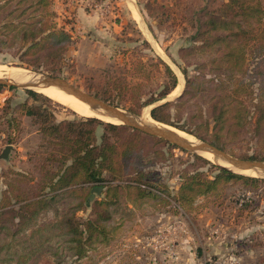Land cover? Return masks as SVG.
Instances as JSON below:
<instances>
[{
    "label": "rangeland",
    "instance_id": "rangeland-1",
    "mask_svg": "<svg viewBox=\"0 0 264 264\" xmlns=\"http://www.w3.org/2000/svg\"><path fill=\"white\" fill-rule=\"evenodd\" d=\"M125 1L52 0L53 23L57 28L68 31L73 38L63 61L55 62L52 66L48 64L40 67L27 66L18 59L24 50L20 49L19 52L17 46L4 43L0 44V65L27 70L35 75L63 79L80 91L136 117L139 122L142 119L147 122L154 121L162 128L187 135L196 143L207 142L213 146L216 143L219 149L235 158L249 156L264 158V152L260 153L257 149V138L253 137L250 127L245 128L240 135H234L233 132L229 134L221 132V136L215 134L217 130L210 117V106L216 102L220 94L215 90L214 84L220 83V79L227 83L225 69L229 64L223 53H230L232 48L227 44L228 40H224L225 43L221 45L212 42L213 36L218 34L225 36L227 33L210 31L208 34L206 33L208 28L205 35L199 36L198 33L201 23L207 20L205 14L213 10L221 12L220 20L234 21V25L232 23L226 30L228 32L238 30L234 46L236 50L243 52L246 59L244 66L249 68L243 82L249 85L251 91L257 92L260 88L263 91L264 0H232L237 3H232L231 8L224 6L229 0H136L140 7L141 19L137 15L135 19L131 17L130 11L125 8ZM6 2L10 3L0 8V26L6 21V16L13 11L8 20H13L17 24L15 17L20 15L17 9L28 6V3L18 6L17 0H0V5ZM259 6L261 13L258 8H254ZM77 8L87 16L93 14L91 17H94L97 14L99 24L107 26L108 30L104 28V32L94 33V36L95 27L98 26L94 23L95 25H86L84 32L80 31L75 16ZM237 24H242V28H238ZM90 30L93 31L89 32ZM6 34L9 32L0 27V36L4 37ZM229 63L231 64V61ZM167 67L177 76L176 88L166 98L140 110L138 105L157 97L163 84L170 82ZM188 81L192 82L191 86L188 85ZM29 92L47 99L45 101L40 98L37 104L46 107L57 121L92 119L80 116L63 104L32 90L2 86L0 99L11 98L15 102L29 101L30 104H35ZM262 98L254 94L240 96L239 100L245 103L244 106L250 116H256L255 105ZM165 103L175 104L169 112L173 126L157 122L151 117L152 109ZM16 108L17 106L12 110L20 130L13 132L15 142L11 145L9 158L0 160V196L6 188V182L14 178V172H28L39 177L34 167L41 166L43 158L47 155L45 148L42 147L37 127L33 121L15 112ZM94 119L103 124L111 123ZM117 125L128 127L123 124ZM6 130L4 122H0V151L7 146ZM107 132L109 142L112 144L116 143L120 147L125 141L126 132L122 130ZM151 138L132 149L134 160H130L129 163L123 158L117 161L122 171L118 179H112L111 173L106 171L103 172L104 178L108 179L111 185L117 186L135 178L136 170H142L145 175L143 182L156 184L164 194L170 193L180 197L179 189L184 174H200L203 178L212 180L221 173L219 168H222L218 163L198 152L180 148L158 137ZM119 150V154H123V148ZM229 172L264 181V175L251 177ZM224 180H220L215 186L214 193H219L218 196L197 197L192 205L193 209L186 212L179 209V205L166 204L164 198L155 201L151 199V202L148 201L142 206H134L135 216L124 223L125 228L116 235V239L110 245L100 247L81 259L67 257L62 262L61 257L42 252L36 261L29 260L26 263L153 264V260L146 257V252L153 251L154 232L159 227L165 229L177 225L183 227L180 230L181 235L189 237V241H192L196 248L203 245L207 248L217 246L227 250L219 258H217L219 255L212 257L213 262L222 258L237 259L243 252H248L249 254L243 257V264H262L264 201H261V196L264 195V182L254 187L250 183L245 186L241 180ZM118 193H123L129 198L137 192L124 187L121 191L118 190ZM101 197L102 194L95 199ZM77 200L72 199L76 202ZM90 209L88 207L86 211L79 212L78 218L88 217ZM52 220L55 218L50 212L46 217L36 219L35 223H49ZM166 233L162 232L163 238Z\"/></svg>",
    "mask_w": 264,
    "mask_h": 264
},
{
    "label": "trees",
    "instance_id": "trees-1",
    "mask_svg": "<svg viewBox=\"0 0 264 264\" xmlns=\"http://www.w3.org/2000/svg\"><path fill=\"white\" fill-rule=\"evenodd\" d=\"M10 2L3 3L0 8H4ZM26 3L28 6L17 9L20 11V15L15 17L17 24L13 20H8L14 11L6 16V21L0 27L9 34L0 36V39H5L0 41V44L17 46L19 52L23 49L18 59L27 66L40 67L44 64L52 66L55 62L63 61L73 38L68 31L57 28L53 23L52 0H17L18 6ZM232 3L236 4L237 1L229 0L224 6L231 8ZM254 8H258L261 13L260 6ZM220 14L221 12L217 10L205 14L207 20L201 23L198 30L199 36L205 35L208 29L206 32L208 34L210 31L227 33L225 36L223 34L213 36L212 42L221 45L225 43L224 40H228L227 44L233 50L228 54L223 53L229 64L225 69L227 83L220 79V83L214 84L215 90L220 94L216 102L210 106V117L217 130L215 134L221 136V132L228 134L233 132L234 135H240L245 128L250 127L253 137L257 138V149L262 153L264 152V88L263 91L261 88L257 92L251 91L249 85L243 82L249 68L244 66L246 59L243 52H239L234 46L236 44L234 38L237 37L238 30L228 32L226 29L232 23L234 25V21L224 22L219 19ZM257 19L259 20V16ZM237 27L242 28V24H237ZM167 71L170 82L163 84L157 97L138 105L140 110L166 98L176 88L177 76L168 67ZM191 83L188 81V85L191 86ZM1 91L2 86H0ZM29 93L35 104L7 99L0 111V122H4L7 128V146H10L12 151L11 145L15 142L13 132L20 130L12 110L17 106L15 112L33 121L32 123L37 127V133L47 155L43 158L41 166L34 167L39 177L28 172H14V178L6 182V188L2 191L0 264L12 262L27 264L29 260L36 261L42 252L61 257L62 262L67 257L81 259L100 247L110 245L124 223L135 216L134 206H142L151 199L155 201L164 198L166 204L179 205V209L186 212L193 209L192 205L197 197L218 196L219 193H214V190L220 180H241L245 186L252 184L254 187L264 182L237 176L219 168L221 173L212 180L203 178L200 174H184L179 189L180 197L170 193L164 194L156 184L143 182L145 175L142 170H136L134 173L136 177L129 179V182H122L117 186L111 185V182L104 178L103 172H109L112 179H118L122 171L117 161L123 158L129 163L130 160H134L132 149L146 142L145 140L152 139V136L131 127H121L112 123L103 124L94 118L57 121L46 107L37 104L43 96ZM254 94L263 98L255 105L256 116H250L244 106L245 103L239 98ZM174 105V103H165L156 106L151 111L152 119L173 126L169 112ZM107 130L126 132L125 141L120 147L116 143L109 142ZM218 141L219 137H217ZM214 145L218 147V144ZM120 148H123V154H119ZM4 150L5 148L0 151V160H7L10 156L11 151L3 157ZM36 154L38 156V152ZM241 159L264 162V158L257 156ZM96 186L103 188L102 197L91 202L89 197ZM124 187L137 193L127 198V195L118 193V190L121 191ZM73 198H77V202L72 201ZM261 201H264V195L261 196ZM88 207L91 208L89 216L85 219L78 218V213L86 211ZM50 212L55 220L49 223H35L36 219L46 217ZM261 263L264 264V258Z\"/></svg>",
    "mask_w": 264,
    "mask_h": 264
},
{
    "label": "water",
    "instance_id": "water-1",
    "mask_svg": "<svg viewBox=\"0 0 264 264\" xmlns=\"http://www.w3.org/2000/svg\"><path fill=\"white\" fill-rule=\"evenodd\" d=\"M37 76L40 77L39 81L37 82L31 81L27 83H18L8 78H0V86H8L11 88H20V89H27L32 91H36L35 89L38 88H42V89H48L51 87L57 88L65 92L67 95L73 96L81 100L83 103L87 104L91 108V110L101 111L104 116L117 119L120 124L139 130L150 136L161 138L163 140H166L167 142H170L175 146L189 150L191 152H198L197 150L208 152L212 154L216 159H219L230 166V168L229 167L227 168L219 165L224 170L227 171L229 170L234 173H238L245 176H249V175L243 174L242 172L244 171H255V172L260 171L262 173V176L264 175V162L249 161L240 158H235L229 155L228 153H226L225 151L207 142L198 143L197 149L191 148L186 144L188 140L181 135L183 133H179L171 129L170 130L160 129L158 127L150 125L144 119H142V121L139 122L136 117L124 112L123 110H121L120 108L114 105H111L94 96H91L89 94L80 91L79 89L68 84L63 79L54 78L45 75H41V76L37 75ZM10 151H11V147L7 146L3 152V157H6L10 153ZM236 170L242 172H237ZM102 191H103L102 187L99 186L94 187L89 197L90 201H93L96 196L101 195Z\"/></svg>",
    "mask_w": 264,
    "mask_h": 264
},
{
    "label": "crops",
    "instance_id": "crops-1",
    "mask_svg": "<svg viewBox=\"0 0 264 264\" xmlns=\"http://www.w3.org/2000/svg\"><path fill=\"white\" fill-rule=\"evenodd\" d=\"M124 4H125V8L128 9V11H130V15L133 19H135L134 18L135 15H137L138 18L141 19V15L139 11L140 7L137 4L136 0H126ZM92 15L93 14H90L89 16H87V14L83 13V11L80 10V8H77L75 12V16L77 18V25L80 31L84 32L86 30V25L88 26V25H95V24H97L98 26L95 27L93 34L102 33L105 31V29L108 30L107 26H103V24H99L100 19L97 14L94 17H91ZM92 31L93 30H90L89 32H92ZM6 100H7L6 98L0 99V109L2 108L3 102ZM122 228L124 229L125 226H123ZM181 229H183V227L177 226V225H174V226H171L165 229L159 227L157 231L154 232V235L152 238L153 246H154L153 251L147 250L146 252V257L148 258V260H153L154 262L153 264H204V263L207 264L208 261L212 260V257H217L219 255L217 257L219 258L221 257V255H223L227 251L225 248L220 249L217 246H211L210 248H207V246L202 245L200 246V248H196L195 244L192 241H189L190 239L189 237H184L181 235V231H180ZM161 231L167 232L166 233L167 235L164 238L162 236ZM246 254H249V253L243 252L242 255L239 256L237 259L235 258L223 259L222 258L221 260L228 261L227 264H243L242 260L244 259L243 257ZM163 259L167 261L164 262L162 261Z\"/></svg>",
    "mask_w": 264,
    "mask_h": 264
},
{
    "label": "bare ground",
    "instance_id": "bare-ground-1",
    "mask_svg": "<svg viewBox=\"0 0 264 264\" xmlns=\"http://www.w3.org/2000/svg\"><path fill=\"white\" fill-rule=\"evenodd\" d=\"M0 78H8V79H11V80L18 82V83H27V82H31V81L37 82L40 80L39 76H37V75L27 71V70L16 69V68L12 69V68H8L7 66H1V65H0ZM35 90L37 92L53 99V100H55L56 102H59V103L63 104L64 106L72 109L74 112H76L80 116L89 117V118H98V119H101L105 122L120 124L117 119L104 116L101 111L91 110V108L87 104L83 103L81 100H79L73 96L67 95L65 92H63L57 88H54V87H51L48 89L38 88ZM148 122L150 125L158 127L160 129L170 130L169 128L160 127V125L154 121L150 120ZM181 135L189 141V142L188 141L186 142V144L188 146H190L191 148L197 149L198 143L193 141L190 137H188L185 134H181ZM197 151L203 157H205L211 161H214V162L218 163L219 165H223L224 167L230 168V166L228 164L222 162L219 159H216L212 154H210L208 152H203L201 150H197ZM236 171L242 172V171H238V170H236ZM242 173L247 174V175H251V176L262 175V173L260 171H256V172L255 171H244Z\"/></svg>",
    "mask_w": 264,
    "mask_h": 264
},
{
    "label": "built area",
    "instance_id": "built-area-1",
    "mask_svg": "<svg viewBox=\"0 0 264 264\" xmlns=\"http://www.w3.org/2000/svg\"><path fill=\"white\" fill-rule=\"evenodd\" d=\"M233 261V260H232ZM234 262V261H233ZM228 263V261H226V260H218V261H215V262H213V261H208V263L207 264H227Z\"/></svg>",
    "mask_w": 264,
    "mask_h": 264
}]
</instances>
